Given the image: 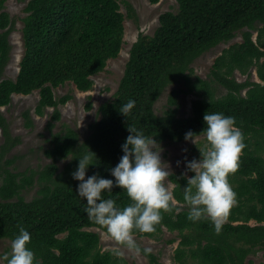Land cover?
I'll return each mask as SVG.
<instances>
[{
    "label": "trees",
    "instance_id": "1",
    "mask_svg": "<svg viewBox=\"0 0 264 264\" xmlns=\"http://www.w3.org/2000/svg\"><path fill=\"white\" fill-rule=\"evenodd\" d=\"M157 2L158 0H152ZM0 0V127L10 136L1 107L10 103L14 93L40 90L36 112L56 107L53 119L60 117L59 104L71 95L57 99L54 87L72 82L80 90L93 85L92 75L103 70L107 61L119 55L124 42V13L119 0H29L23 18L24 54L15 79L3 77L10 58L11 18ZM132 9V7L130 6ZM247 27L248 29H244ZM244 29V30H243ZM251 29L258 30L256 41ZM242 30L243 41L232 45L215 62L221 68L227 53L226 74H220L228 91L215 96L208 80L191 79L186 70L202 52ZM264 0H178L176 11L163 12L152 35L140 34L133 43L130 57L114 98L100 106L101 117L92 124V133L80 142L78 132L67 127L53 134L45 150L53 163L40 171H15L0 165V239H12L23 225L31 234L29 247L39 264H114L111 250L102 251L100 235L89 227L93 223L84 211L85 201L77 195L71 172L78 156L90 149L96 153L88 175L98 173L112 178L109 169L123 154L121 144L129 135L128 126L141 130L157 141L185 140V133L202 134L206 111L222 112L235 117L243 133V149L237 170L229 182L236 193L219 234L211 221L189 220L187 209L162 211L161 220L151 233L157 236L167 225L170 229L196 228L204 233H183L176 248L177 264L191 258L195 264H243L244 258L257 247L264 250ZM256 66L262 82L236 81L230 77L234 68L247 71ZM220 71H214L219 74ZM218 76V77H219ZM182 80L198 97L193 100L192 114L178 116L176 109L163 114L155 103L165 88ZM248 86L246 94L241 89ZM173 89L169 103H175ZM129 98L136 101L127 116L119 111ZM72 155L64 171L57 174L56 162ZM35 175H38L35 180ZM66 175L65 179L60 177ZM175 182L174 198L184 202L185 176L171 175ZM35 181L39 189L27 200L22 192ZM111 195L118 205L130 202L127 193L114 187ZM251 220L257 221L252 224ZM233 237V242L225 240ZM225 236V237H224ZM224 237V238H223Z\"/></svg>",
    "mask_w": 264,
    "mask_h": 264
},
{
    "label": "rangeland",
    "instance_id": "2",
    "mask_svg": "<svg viewBox=\"0 0 264 264\" xmlns=\"http://www.w3.org/2000/svg\"><path fill=\"white\" fill-rule=\"evenodd\" d=\"M29 0H6L4 10H6L11 18L10 41L12 43L11 58L3 72V77L15 79L19 72L20 62L24 54L23 39V18L26 16L25 7ZM121 11L124 13V42L119 55L107 61L103 70L92 75L93 85L89 90H80L72 82H67L54 87L55 96L58 98L70 94L71 98L64 104L57 107L60 112L58 119H53V113L56 107H46L42 114L36 112V106L40 99V90L36 89L30 93H14L10 103L1 107V112L6 118L7 129L10 136H6L0 127V165L8 166L15 171H25L30 174V170L40 171L47 165L53 163V159L49 157L45 150L51 145L53 134L65 130L67 127L75 129L80 138V142H84L92 133V124L100 117V106L111 99L119 87L123 77L126 63L130 57V50L133 43L140 34L152 35L159 25L160 15L168 10L176 11L178 8V0H119ZM132 7V9L130 8ZM244 29H248L245 27ZM243 29V30H244ZM252 37L256 41L258 30L251 29ZM243 41L242 30H238L236 35L227 41H221L213 45L209 49L202 52L190 64L186 70L191 79H204L210 83V88L215 96H221L227 93L228 88L224 84L220 74H226L227 65H229V55L225 57V63L221 68L214 69L215 62L227 49L236 43ZM264 60V56L261 58ZM214 71H220L215 74ZM219 76V77H218ZM230 77L235 78L238 82H262L256 66L242 72L240 68H234ZM249 87L241 89L242 94H246ZM173 89L179 92L174 93L175 103H169V96ZM195 90H189L182 80H179L165 88L161 96L155 103V111L163 114L168 108L176 109L178 116H188L192 114L193 100L199 95ZM192 140H172L158 141L162 151L161 159L166 162L169 169V175L166 177L165 183L169 191L173 194L175 182L171 179V175L177 177L184 176L186 172L185 160L200 157L199 147H203L206 143L203 134L194 137ZM72 155L56 162L58 166L57 174L64 171L66 165L71 161ZM89 169H87V175ZM188 175H194L188 172ZM66 175H61L62 179ZM38 175H35L37 180ZM2 179L0 177V184ZM38 181H35L28 188L24 189L22 194L27 200L37 195L39 189ZM174 204L178 209H187L186 203L177 201L173 196ZM252 224L257 223L251 220ZM97 231L100 235V248L102 251L111 250L115 256L114 264H177L176 248L182 238L183 233H200L202 230L196 228L170 229L167 225H163L162 231L154 237L135 234V238L141 249L150 247V253L141 251L137 254L133 250L122 247L115 242L105 229L99 227H89ZM216 232V231H215ZM215 236L213 233H208ZM225 237V236H224ZM223 237V238H224ZM229 243L233 242V237L227 235L225 238ZM10 238L0 239V264H7L5 254L10 252ZM119 251V255H117ZM186 264H195L188 258ZM243 264H264V250L257 247L256 251L249 253L244 258Z\"/></svg>",
    "mask_w": 264,
    "mask_h": 264
},
{
    "label": "clouds",
    "instance_id": "3",
    "mask_svg": "<svg viewBox=\"0 0 264 264\" xmlns=\"http://www.w3.org/2000/svg\"><path fill=\"white\" fill-rule=\"evenodd\" d=\"M129 98L121 104L119 111L125 116L135 106ZM203 120L205 127L200 131L206 143L199 147L200 157L185 160L187 180L183 187L184 202L187 204V217L198 221H211L218 233L226 221L230 209L236 202L229 176L239 167L240 155L245 148L243 133L236 125L235 117L222 112L206 111ZM129 135L121 144L122 152L118 163L109 169L112 178L94 173L87 175V169L94 165L96 153L91 149L78 156V165L71 172L79 181L76 193L84 199V211L93 223L103 227L118 245L139 254H147L150 247L141 246L135 233H151L161 220L162 211L174 208L173 194L166 186L169 175L166 162L161 159V147L153 136L128 126ZM185 140L194 143V132L185 133ZM72 159V158H68ZM188 172L194 175H188ZM114 187L123 189L130 202L118 205L111 195ZM180 211V209H176ZM31 234L23 226L10 241V252L5 254L7 264H39L30 244ZM119 255V251L116 253Z\"/></svg>",
    "mask_w": 264,
    "mask_h": 264
}]
</instances>
